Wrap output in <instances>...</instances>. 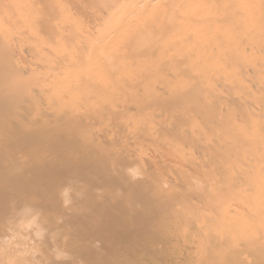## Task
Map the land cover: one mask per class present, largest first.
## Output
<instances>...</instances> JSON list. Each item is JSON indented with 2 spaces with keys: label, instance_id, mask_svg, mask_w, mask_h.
Wrapping results in <instances>:
<instances>
[{
  "label": "bare ground",
  "instance_id": "obj_1",
  "mask_svg": "<svg viewBox=\"0 0 264 264\" xmlns=\"http://www.w3.org/2000/svg\"><path fill=\"white\" fill-rule=\"evenodd\" d=\"M0 264H264V0H0Z\"/></svg>",
  "mask_w": 264,
  "mask_h": 264
}]
</instances>
